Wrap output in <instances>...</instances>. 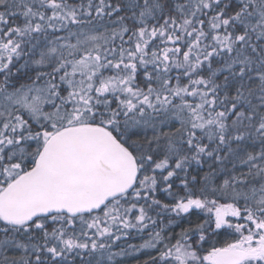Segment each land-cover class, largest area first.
Returning a JSON list of instances; mask_svg holds the SVG:
<instances>
[{"label":"snow or ice","instance_id":"obj_1","mask_svg":"<svg viewBox=\"0 0 264 264\" xmlns=\"http://www.w3.org/2000/svg\"><path fill=\"white\" fill-rule=\"evenodd\" d=\"M129 259L264 264V0H0V264Z\"/></svg>","mask_w":264,"mask_h":264},{"label":"trees","instance_id":"obj_2","mask_svg":"<svg viewBox=\"0 0 264 264\" xmlns=\"http://www.w3.org/2000/svg\"><path fill=\"white\" fill-rule=\"evenodd\" d=\"M179 229H177L178 231ZM223 239V238H222ZM131 243H138L139 241L138 240H132L130 241ZM141 259H143V257H141ZM129 264H134V261H132L131 259H129Z\"/></svg>","mask_w":264,"mask_h":264}]
</instances>
